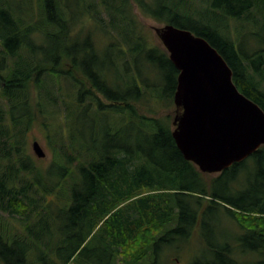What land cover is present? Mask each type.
<instances>
[{"label":"trees","instance_id":"obj_1","mask_svg":"<svg viewBox=\"0 0 264 264\" xmlns=\"http://www.w3.org/2000/svg\"><path fill=\"white\" fill-rule=\"evenodd\" d=\"M135 10L208 40L264 109V0H0V264H161L193 236L218 258L194 264L264 251V146L217 177L184 158L160 115L179 71ZM49 115L71 132L47 134L45 166L29 133ZM217 217L241 228L239 246L211 244Z\"/></svg>","mask_w":264,"mask_h":264},{"label":"water","instance_id":"obj_2","mask_svg":"<svg viewBox=\"0 0 264 264\" xmlns=\"http://www.w3.org/2000/svg\"><path fill=\"white\" fill-rule=\"evenodd\" d=\"M154 30L179 71L173 137L184 158L218 174L255 154L264 146V109L239 90L220 52L173 24ZM32 148L47 156L38 141Z\"/></svg>","mask_w":264,"mask_h":264},{"label":"rangeland","instance_id":"obj_3","mask_svg":"<svg viewBox=\"0 0 264 264\" xmlns=\"http://www.w3.org/2000/svg\"><path fill=\"white\" fill-rule=\"evenodd\" d=\"M196 3L198 5L202 3L206 5L207 0H196ZM21 10H23V6H21ZM135 13L138 15L139 20L143 24L144 28L147 30L146 32H148V34L151 35L150 38L152 39V43L154 45H159V46L163 45L154 30L155 27L163 26V24H160L158 21L152 18L143 16L137 10H135ZM74 26L77 27L78 24ZM251 29H252L251 25H247L245 29H242L241 25L236 20L232 21L229 26L231 37L232 38L239 37L244 50L248 54L253 55V53H255L259 45L253 40L252 34L254 32L252 33ZM175 109H176V106L174 104L171 107L165 106L164 108L160 110L161 116L168 115V114L171 116L170 122L172 123V126H173V121L175 117ZM52 115H49L48 118H45L43 121L40 118L38 123L33 127L31 132L29 133L30 152L32 153V155L36 156L33 152L32 144L35 141H38L47 155L45 158H41L45 166L49 165V163L51 162L52 152H53L52 145L50 144L49 142L50 140L47 138V136L48 135L53 136V137L58 136L61 138L63 136H67L68 131H70L69 127L66 128V121L63 115L60 116L59 118L58 117L54 118L55 116H52ZM88 116H89V113H88ZM49 117L51 120H49ZM79 117L80 116H77V118ZM91 117L92 116H90V118ZM41 121L43 123L52 122V127L48 132L44 129L43 126H41L40 124ZM73 123H76V121L74 120ZM76 126L77 128L83 127V129H85L87 133L91 131L90 123H88L87 120L81 126H79L78 123L77 125H75V127ZM74 130L76 132V129ZM249 164H250V167H253V163L250 162ZM219 174L220 173L209 174V175L213 177H217ZM247 182L248 181L243 179L242 184L238 183L235 185L239 187H243ZM215 225L216 227L210 225L206 232V235L207 237H209V241L211 242L212 245L216 246L219 244L227 243L234 247L239 246V242L236 241V237L238 234L242 233V230L234 220L217 217L215 219ZM191 239L192 240L190 241L182 239V241H178L169 247L168 246L165 247L161 253V258L159 259L161 264H194L196 260H200V261L208 260L211 262H215L216 260H218V258H216L214 253L210 251H207V253L204 252V248L202 244L198 242L196 236L195 237L193 236V238ZM238 258H239V264H264V251H262L261 254L257 252H254V253L249 252L245 255H238ZM221 263H224V262L221 261Z\"/></svg>","mask_w":264,"mask_h":264}]
</instances>
